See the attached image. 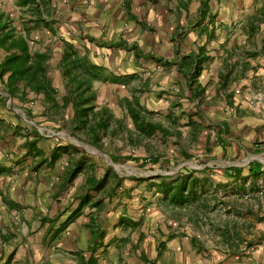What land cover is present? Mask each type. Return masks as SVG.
Wrapping results in <instances>:
<instances>
[{
    "label": "crops",
    "instance_id": "1",
    "mask_svg": "<svg viewBox=\"0 0 264 264\" xmlns=\"http://www.w3.org/2000/svg\"><path fill=\"white\" fill-rule=\"evenodd\" d=\"M2 24L47 53L53 93L19 101L0 79V264H264V0H0ZM67 52L113 78L91 82L98 147ZM140 147L172 171L121 176ZM181 178L169 204L158 185Z\"/></svg>",
    "mask_w": 264,
    "mask_h": 264
},
{
    "label": "trees",
    "instance_id": "2",
    "mask_svg": "<svg viewBox=\"0 0 264 264\" xmlns=\"http://www.w3.org/2000/svg\"><path fill=\"white\" fill-rule=\"evenodd\" d=\"M5 24L0 25V44L6 45L8 54L0 62V79L4 73L6 79L4 90L10 98H17L19 101H26L31 96L42 94L46 98H51L53 90L49 87L45 76V61L47 60L46 52H29L27 44L22 37H14L11 32H4ZM62 76L65 77L67 85L70 87L66 90L67 100L71 103L73 112L83 116L77 124L80 127H89L91 141L93 146L98 147V130L106 129L108 120H87V114L92 111L95 91L91 87L92 80L112 81L110 76H103L98 73L93 64L85 60L71 57L69 52L64 54L61 59ZM128 112L133 120L134 125L140 133H165L158 123L146 122L138 112L129 108ZM150 160V159H149ZM146 161V160H145ZM144 160L141 161V164ZM153 163V160L151 161ZM187 179L181 178L173 184L158 185L159 192L164 195L171 193L169 204L180 205L187 202L183 197V191L186 188ZM193 187L192 182L190 189Z\"/></svg>",
    "mask_w": 264,
    "mask_h": 264
},
{
    "label": "rangeland",
    "instance_id": "3",
    "mask_svg": "<svg viewBox=\"0 0 264 264\" xmlns=\"http://www.w3.org/2000/svg\"><path fill=\"white\" fill-rule=\"evenodd\" d=\"M126 91L127 90L125 89V92ZM126 123L128 124V121ZM74 142H75V140H74ZM86 147L89 150H95V148H92L90 146L86 145ZM124 150H125V148H122L121 152ZM146 152H147L146 149H144L142 147L138 148L137 149V155H136L137 160L135 162H131L129 160L125 161V160L121 159L120 161L115 162V168H118L121 176H123V177L132 175V176H135L137 178H145L151 172H158V170L161 172L172 171V169L164 168L163 166L161 167L159 164L150 165V163H149L150 160L148 161L149 156H148V153L146 154ZM122 154H123V152H122ZM104 158L109 160L107 156H104ZM139 158H141L142 160L146 159V161L143 162L142 164H140V161L138 160Z\"/></svg>",
    "mask_w": 264,
    "mask_h": 264
},
{
    "label": "built area",
    "instance_id": "4",
    "mask_svg": "<svg viewBox=\"0 0 264 264\" xmlns=\"http://www.w3.org/2000/svg\"><path fill=\"white\" fill-rule=\"evenodd\" d=\"M245 197H247V195H244Z\"/></svg>",
    "mask_w": 264,
    "mask_h": 264
}]
</instances>
